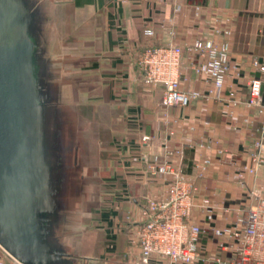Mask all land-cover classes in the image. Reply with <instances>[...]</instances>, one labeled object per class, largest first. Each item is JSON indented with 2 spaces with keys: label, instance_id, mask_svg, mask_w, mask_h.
Instances as JSON below:
<instances>
[{
  "label": "crops",
  "instance_id": "obj_1",
  "mask_svg": "<svg viewBox=\"0 0 264 264\" xmlns=\"http://www.w3.org/2000/svg\"><path fill=\"white\" fill-rule=\"evenodd\" d=\"M3 2L0 0V6ZM6 2L33 45L34 76L37 73L36 78L42 81L38 83L44 88L47 193L41 240L43 250L51 256V264L139 263L132 223L141 220L139 210L145 196L159 191V182H150L139 174L144 167L143 156L159 155L164 139L171 148L184 146L180 164L185 173L194 172L192 163L201 156L212 159L204 177L197 181L199 197H209L218 205L224 201L241 208L248 206L247 188L253 186L254 178L248 176L247 185L241 186L233 177L228 160L212 150L188 146L214 140L232 155L233 162L241 165L247 163L250 153L257 151L255 143L261 138L264 113L247 108L244 103L248 98L246 79L260 77L253 71L251 60L264 58V0H184L177 13L174 0ZM195 7L199 9L196 11ZM170 17L172 37L168 28L159 26ZM222 18L231 22L228 60L235 70L228 72L225 88L238 92L239 102L233 114L229 115L225 106L201 96L186 107L165 109L162 88L142 86L138 81L136 54L145 45L173 42L183 47L195 40H209L214 37L209 26ZM145 27L153 29L152 37L143 36ZM190 59L197 61L183 54L180 90L201 94L209 85L204 76L190 69ZM65 77L70 79L67 83ZM89 97L93 99L92 108L83 105L77 110L91 121L92 143L90 147L87 143L74 146L62 105L68 99L79 105ZM262 99L264 103V86ZM55 103H61V107ZM165 119L174 131L172 136L167 135ZM142 135L153 138L148 146L141 144ZM72 148L71 169L82 166L81 180L74 173L66 175V153ZM262 152L264 155V148ZM90 167L97 171L89 186L84 179L85 170ZM101 169L106 172H102V186ZM78 195L79 202L72 211L69 200ZM217 214L221 215L217 224L222 217L234 218L223 212ZM207 232L199 239L202 253L197 264H208L206 259L212 256H227L216 249L215 240ZM11 257L0 246V262L11 264Z\"/></svg>",
  "mask_w": 264,
  "mask_h": 264
},
{
  "label": "built area",
  "instance_id": "obj_2",
  "mask_svg": "<svg viewBox=\"0 0 264 264\" xmlns=\"http://www.w3.org/2000/svg\"><path fill=\"white\" fill-rule=\"evenodd\" d=\"M174 1V12L177 13L182 10L184 0ZM194 9L197 11L199 8ZM172 21L170 17L159 24L169 29L171 37ZM209 31L214 37L206 41L195 40L183 47L173 42L164 46L145 45L136 54L134 67L138 81L142 86L162 88V106L165 109L186 107L191 100L201 96L225 106L228 114H233V108L239 102L238 92L233 88H225L228 72L235 70L228 60L230 19L216 20L209 26ZM142 34L152 37L154 31L145 27ZM184 53L196 58V62L190 59V69L204 76L209 85L201 94L180 90ZM251 67L260 77L246 79L248 98L244 104L263 114L264 58L252 59ZM164 127L168 136L174 134L166 119ZM189 129L192 130V127ZM152 140L147 135L140 138L143 146H148ZM255 147L257 151L250 153L247 163L241 165L233 162L232 155L218 147L214 140L206 139L195 146H188L189 149L212 150L215 155L228 160L233 177L241 186L247 185L245 179L248 176L254 178L253 186L247 188L249 204L246 208L224 201L218 205L209 197L198 196L197 181L204 177L212 164L209 156L194 160L193 173H185L181 167L184 146L171 148L167 139L163 140L159 155L143 156L144 167L139 176L147 177L150 182H159V191L155 195L145 196L139 210L141 220L132 223L140 255L138 264H197L202 253L199 239L207 231L215 240L216 249L227 254L225 259L216 256L206 259L208 264H264V125ZM217 212L230 214L234 218L231 219L229 215L224 219L222 217V221L217 224L216 219L221 218ZM11 260V264H21L12 257Z\"/></svg>",
  "mask_w": 264,
  "mask_h": 264
},
{
  "label": "water",
  "instance_id": "obj_3",
  "mask_svg": "<svg viewBox=\"0 0 264 264\" xmlns=\"http://www.w3.org/2000/svg\"><path fill=\"white\" fill-rule=\"evenodd\" d=\"M21 29L4 0L0 6V246L23 264H51L41 240L47 193L45 107L35 88L33 45Z\"/></svg>",
  "mask_w": 264,
  "mask_h": 264
},
{
  "label": "rangeland",
  "instance_id": "obj_4",
  "mask_svg": "<svg viewBox=\"0 0 264 264\" xmlns=\"http://www.w3.org/2000/svg\"><path fill=\"white\" fill-rule=\"evenodd\" d=\"M59 68V67H58ZM58 70V69H57ZM39 77H41V75L43 74L42 71L39 72ZM67 74V73H65ZM70 74V73H68ZM36 75L37 73L35 74V88L37 90V92L39 93V100L41 101L40 104H44V95H43V86L42 85H39V84H42L41 82V79L39 80V78H36ZM67 80L69 81L70 79H67L65 77V82L67 83ZM39 81H41L40 83H38ZM73 89H75L74 91H76V87H74ZM41 92V94H40ZM80 93V92H79ZM90 96V95H89ZM38 97V96H37ZM43 101V102H42ZM68 102L64 103L62 105V107L64 108V115H65V119L67 120V122H69V128L64 126L63 128H68L70 130V132L72 131V141L74 142V146L76 145H82V144H88L89 147L91 146V143H92V130H91V127L90 126V122L87 118H84L81 116L80 113H78V106L79 107H83V105L85 107L83 108H92V103H93V99L92 97H89V98H86L85 102L81 101L80 103H78L79 105L76 104V102H73L74 99H68L67 100ZM86 103V104H84ZM54 105V104H53ZM55 105L57 107H61V103H55ZM43 106V105H42ZM40 107V106H39ZM68 115V116H67ZM72 121V122H71ZM71 122V124H70ZM92 126V125H91ZM67 129V130H68ZM82 143V144H81ZM74 148V147H73ZM69 151L66 153V155L68 156L66 158V161H65V165H66V175H71L72 173L76 174V177L78 178L79 175H81V170H82V166L81 167H76L77 169H71V164H72V158H73V154H74V150ZM87 152H89L90 150H86ZM89 156V154H88ZM97 171V170H96ZM96 171H94V169H92L91 167L87 169V171L85 170V174L87 175V177L84 179L86 181V185L88 184L89 186L91 185V181L93 180L92 178V175L93 174H96ZM102 172H105V170L103 171V169H101V172H100V175L101 177L99 178L100 180V184L101 186L103 185L102 183V180L104 179V173ZM106 173V172H105ZM80 179V177H79ZM81 180V179H80ZM96 180V179H95ZM97 181V180H96ZM81 185V182L78 183V186L80 187ZM85 185V183L83 184ZM74 198V196H73ZM79 195L77 196V198L75 197L74 199H71L70 198V204H71V209L72 211H74V209L76 208V204H77V201L79 202ZM44 208H45V203H44ZM70 209V210H71ZM208 232H206L205 234H203V236L205 237L206 234ZM211 238V236H210Z\"/></svg>",
  "mask_w": 264,
  "mask_h": 264
}]
</instances>
